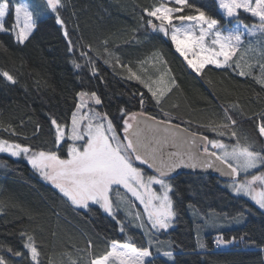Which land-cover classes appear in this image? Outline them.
Instances as JSON below:
<instances>
[{"label": "trees", "instance_id": "16d2710c", "mask_svg": "<svg viewBox=\"0 0 264 264\" xmlns=\"http://www.w3.org/2000/svg\"><path fill=\"white\" fill-rule=\"evenodd\" d=\"M25 2L36 20L29 40L19 44L10 32H0V72L8 71L17 81L13 84L0 75V139L29 145L36 151L53 148L51 118L70 124L80 91H95L102 100L97 106L99 112L121 123L120 109L140 111L139 94L150 93L137 80L128 79L116 58L137 71L159 54L175 84L170 81L167 88L172 91L161 106L146 100L149 114L161 117L162 112H168L174 117L173 123L212 138L214 133L198 125L210 120L223 122V108L227 106L237 121L233 129L240 143L264 150V137L258 132L264 122V85L258 83L260 65L264 64V34L254 49L232 59L231 67L209 65L202 74H196L176 52L171 39L142 19V9L159 0H65L67 6L60 13L63 26L44 10V0ZM190 2L219 19L221 28L232 27L237 20L227 19L217 0ZM239 20L248 25L258 22L242 10ZM12 23L13 18L6 17V27ZM69 39L76 45L72 51ZM81 45L85 51L91 47L92 64L80 56ZM74 62L81 67L77 69ZM240 70L249 74L240 76ZM233 104L238 107L231 109ZM188 121L191 123H184ZM231 130L223 138L225 143H236ZM225 182L215 174L174 175L175 225L152 233L150 246L139 228L127 226L121 232L116 220L101 211L73 208L25 159L0 153V255L10 264H29L24 248L27 236L21 235L27 233L35 237L42 264H89L111 240L151 247L152 256L146 260L152 264H264V211L250 199L231 192ZM190 207L196 209L197 220L192 218ZM118 215L128 225L125 214L120 211ZM226 217L234 222L229 223ZM198 232L204 247L198 246ZM233 237L235 242L229 243ZM220 238L228 245L218 246L216 240ZM8 248L22 255L16 257ZM165 251H172L173 258L164 256Z\"/></svg>", "mask_w": 264, "mask_h": 264}, {"label": "snow or ice", "instance_id": "6c2138e0", "mask_svg": "<svg viewBox=\"0 0 264 264\" xmlns=\"http://www.w3.org/2000/svg\"><path fill=\"white\" fill-rule=\"evenodd\" d=\"M169 3L178 6L170 7ZM218 3L227 18L239 20L242 10L258 18V25L253 24L249 28L241 22L235 30L224 31L219 19L190 0H159L158 4L142 9V19L164 36L170 34L176 52L184 58L187 66L196 74H202L209 65L216 68L232 66L230 61L243 43L244 33L239 30L241 26L248 29L249 35H255L256 31L264 34V0H218ZM66 6L65 0H44V10L53 14L56 23L62 26L65 21L60 13ZM9 16L13 18V23L6 27L5 20ZM35 27L36 20L30 4L0 0V32H10L17 43L24 44ZM64 35L69 36L67 30ZM68 43L72 51L76 45L71 39ZM90 51V46L85 51L81 45L80 56L88 64L93 63ZM74 64L77 69L81 67L80 64ZM116 64L127 71L128 79L137 80L150 93V96L143 92L139 94L140 111L121 108V123L117 124L108 113L102 114L90 108L89 101H94L95 105L102 104L95 91H80L76 94L77 102L71 113L70 125L56 117L51 118L54 128L53 148L36 151L29 145L0 139V153L7 152L17 157L24 154L31 167L73 208L82 211L95 208L116 220L121 232L127 226L156 231L169 229L177 216L173 199L176 189L172 180L181 167H216L224 175L237 177L241 172L247 174L250 169L264 166V150L257 151L253 144L240 143L233 129L237 121L230 114L229 107L223 108V122L210 120L198 125L214 133V137L190 132L187 127L174 124V117L168 112H162V116L158 117L145 110L146 100L154 101L159 107L166 94L172 91V88L160 86L162 78L160 81L143 79L131 67L121 64L118 57ZM236 67L241 66L237 64ZM260 67L258 83L264 85V64ZM93 71L95 73V69ZM238 74L245 76L249 73L240 70ZM0 75L13 84L17 82L8 71L0 72ZM172 84H175L174 80ZM237 107L231 105V109ZM261 119L264 121V117ZM230 129L231 137H236L234 144L225 143L223 139ZM4 130L8 131L7 128ZM258 132L260 137H264V122L259 125ZM12 134H15L14 130ZM257 183L264 185V173L252 175L251 179L234 181L231 187L235 194L249 196L264 209V187L257 190L254 187ZM121 192L125 195L121 196ZM122 205L128 209L127 215L131 217L128 225L119 219ZM141 206L142 211L139 210ZM133 207L137 208L135 213L131 211ZM21 235L27 236L24 248L30 256L29 264H42L41 250L35 237L27 233ZM235 239L233 237L229 243L235 242ZM216 243L219 246L225 241L220 238ZM7 251L16 257L22 255L12 248ZM163 255L173 258L174 254L165 251ZM151 256L150 247L111 240L103 253L92 256L89 264H152L146 260ZM0 264H10V261L0 255Z\"/></svg>", "mask_w": 264, "mask_h": 264}, {"label": "rangeland", "instance_id": "374dc122", "mask_svg": "<svg viewBox=\"0 0 264 264\" xmlns=\"http://www.w3.org/2000/svg\"><path fill=\"white\" fill-rule=\"evenodd\" d=\"M218 1V0H217ZM20 2H25V0H20ZM219 4V3H218ZM168 6L170 7H173V6H178V5H175L174 3H169ZM220 11L224 14V10L223 9H220ZM225 16V15H224ZM226 17V16H225ZM227 18V17H226ZM227 19H230V18H227ZM258 19V18H257ZM155 21V20H154ZM242 22V24H246L244 23L242 20H235L234 23H233V26L232 27H229V28H221L222 30L224 31H232V30H235L237 28V25L240 24ZM155 23L158 25L159 22L158 21H155ZM174 23H179L177 21H174ZM259 21L257 23H253V24H257L258 25ZM248 25L249 28L253 25ZM35 30V28H34ZM33 30V31H34ZM240 31H242L244 34L242 36V40H243V43L242 45L240 46L239 50L237 51V53L233 56V60L234 59H237L241 53L245 50H248V49H254L255 46H256V42H258L259 40H261V35L262 33L259 32V31H256L255 35H249L248 34V29H244L242 26L240 27L239 29ZM170 38V34L169 36H167ZM146 63L148 64H145V66H141L139 70L135 71L138 75H140L143 79H146V80H152V81H160L161 78L163 80V83L160 85L161 87H164V88H167L170 81L172 83V81L174 80L173 79V76L170 72V69L167 65V62L165 61V59L157 54V55H154V56H151V58H149ZM214 66V65H213ZM89 106L90 108H92L94 111L96 112H99V110L97 109V106L98 105H95L94 101H89ZM84 111H88V109H85ZM101 113V112H99ZM103 114V113H102ZM70 125V124H69ZM2 153H5V154H8L10 156H12L10 153H7V152H2ZM14 158H17V159H25L27 162H28V157L25 156L24 154H21L20 156H12ZM29 163V162H28ZM262 168V166L258 167L257 169H250L249 172L247 174L241 172L239 176L237 177H234L232 180L230 181H226L225 182V186L231 191L234 193L231 185L234 183V181H241V180H245V179H251V176L252 175H259L261 173H264V170H260ZM35 170V169H34ZM36 171V170H35ZM38 173V172H37ZM39 174V173H38ZM40 176V174H39ZM41 177V176H40ZM42 179V177H41ZM43 180V179H42ZM45 181V180H44ZM47 182V181H45ZM254 187L257 188V190H259L261 187H264V185H260L259 183H257L256 185H254ZM157 189H158V186H157ZM159 190V189H158ZM235 194V193H234ZM125 194L123 192H121V196H124ZM238 195V194H236ZM240 196H244L248 199H250L252 202H254L249 196H246V195H243V194H239ZM133 203H137V202H134ZM255 203V202H254ZM256 204V203H255ZM257 205V204H256ZM258 206V205H257ZM259 207V206H258ZM260 208V207H259ZM122 212L125 214V217H126V221L129 222V220L131 219L130 216L127 215V212H128V209L127 208H123V205H122ZM142 211V206L140 207V209ZM264 211V209H262ZM132 213H135V211H137V208L136 207H133L131 209ZM190 214L192 216V218L194 220H197L198 218V213L196 211V209L194 207H190ZM227 221H229V223L232 221L234 222L233 219H230L228 217H226ZM226 222V220H225ZM224 224V221L220 222V225H223ZM175 225L174 221L172 223V225L169 227V229H171L173 226ZM228 225H232V224H228ZM139 228V227H137ZM141 231H143V233L145 234L150 246L152 244V233H155L157 232L156 230H150L149 228H139ZM168 229V230H169ZM224 241V240H223ZM197 243H198V246L201 247V245H203L204 247V241H203V237H201L199 235V232L197 233ZM223 246L224 245H228L227 242H225L224 244H222ZM151 249V247H150ZM147 259V258H146Z\"/></svg>", "mask_w": 264, "mask_h": 264}, {"label": "water", "instance_id": "95a60500", "mask_svg": "<svg viewBox=\"0 0 264 264\" xmlns=\"http://www.w3.org/2000/svg\"><path fill=\"white\" fill-rule=\"evenodd\" d=\"M174 124H177V123H174ZM181 127L183 128V126H181ZM190 132H192V131H190ZM169 150L175 151L176 149H169ZM179 172H192V173H202V174H215V175L220 176L222 179H224L226 181H230V180H232L234 178V177H231V176L224 175L222 173V171L218 170L216 167H212V168L204 167V168H197V169H192V168H189V167H181V168L177 169V171H176V173L174 175H176Z\"/></svg>", "mask_w": 264, "mask_h": 264}]
</instances>
